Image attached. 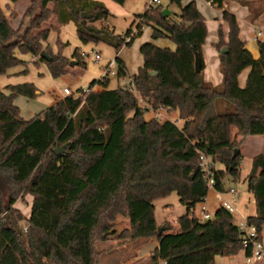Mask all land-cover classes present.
I'll return each mask as SVG.
<instances>
[{"label":"trees","instance_id":"1","mask_svg":"<svg viewBox=\"0 0 264 264\" xmlns=\"http://www.w3.org/2000/svg\"><path fill=\"white\" fill-rule=\"evenodd\" d=\"M18 1L10 0L13 5ZM168 1L180 12L166 15L162 2L150 5L138 14V33L129 41L132 28L120 34L100 22L111 13L99 0H30L15 25L0 5V75L16 64L26 65L18 51L46 63L54 77L65 75L71 63L63 53L65 42L58 39L55 52L47 47L50 29L33 32L52 14L62 23L74 22L83 42H105L117 51L129 47L144 24L152 26L153 39L165 37L176 46L145 41L140 46L144 65L130 85L110 89L109 78H97L89 85L101 83L103 88L65 95L29 120L20 115L16 98L36 97L35 83L0 88V264H100L99 245L112 239L125 244L155 238L159 246L148 255L150 264H217L218 255L250 253L243 247L234 212L219 206L214 218L202 220L193 211L210 192L200 153L213 155L222 165L215 169L213 188L225 191L229 177L241 178L244 139L264 136V40H258L255 58L240 38L236 14L224 8L222 18L230 30L226 38L218 27L214 45L223 82L215 85L203 77L208 36L204 14L196 0ZM209 1L222 9L225 2L250 6L264 0ZM7 9L14 14L11 4ZM83 11L93 17L84 18ZM196 52L201 71L196 70ZM72 57L77 65L86 64L79 49ZM115 60L118 76H127L123 59ZM247 67L251 70L241 87L239 75ZM159 108L178 112L183 123L147 117L148 110ZM63 146V152L55 151ZM246 180L257 206V214L247 219L263 241L264 152L254 156ZM173 191L186 211L177 225L158 223L154 201ZM28 195L33 197L29 217L15 206ZM120 215L129 219V226L118 232ZM161 226L165 229L159 233Z\"/></svg>","mask_w":264,"mask_h":264},{"label":"rangeland","instance_id":"2","mask_svg":"<svg viewBox=\"0 0 264 264\" xmlns=\"http://www.w3.org/2000/svg\"><path fill=\"white\" fill-rule=\"evenodd\" d=\"M149 2V0H138L136 3H134V13L142 14L145 8V3ZM163 4L166 7H169L171 10V13L174 15L176 13L180 12V9L178 5H171L168 0H162ZM10 0H0V5L2 8L8 12L7 16L12 20V22L15 24H18L21 20V17L26 10V8L30 4V0H19L17 2V7L19 8L18 11L15 9L13 13L11 14V10L7 9V5L11 4ZM239 5H241L239 3ZM50 7H53V3H50ZM205 13L211 16L210 9H205ZM52 14L50 18L43 22L40 29L33 30L34 33H37V30L42 31L43 24L49 22L52 18ZM133 15V14H132ZM57 16V15H56ZM134 18V15L132 16ZM132 18L128 15H122V14H112L108 19H104L100 21L103 24H106L111 29H115L117 32H127L126 30L129 27V24L132 21ZM109 21V24L107 23ZM50 29V35L47 42V47L54 49L55 52H57L58 46L57 41L60 39L63 43L65 42V45L63 47V53L67 55L71 59V63L69 64V70L65 73V75L60 77H54L50 71L49 66L46 65V63L39 62L36 63L38 58H36L33 54L30 53H23L21 51H18V56L25 60L26 65L24 64H16L15 66H12L7 70L6 73L0 75V88H5L8 84L17 85L18 83H25V82H31L35 83V85L38 87L39 92L36 97L33 99L27 98L25 96L19 95L17 96L16 104L20 107V115H22L26 119H31L37 113L40 111L46 109L51 105V102L53 101L52 92L53 90L56 91H62L65 88V86L71 87L72 90H76L74 86V83H71L70 78L76 77L77 80L80 82V84L88 85V80H91L92 78H100L102 75H104L105 67L107 66V63L112 60L115 56L116 49L114 47H111L105 42H97L94 43L92 41L90 42H83L81 39H79L78 33L76 32V26L74 22H68L65 23L63 26H61L60 30L58 31V28L54 25H51L48 27ZM46 30V29H44ZM38 31V32H39ZM136 38H140V35ZM144 36H141V40L143 43L145 42ZM153 39V38H152ZM155 40V39H153ZM151 41V40H147ZM50 45V46H49ZM132 45V44H131ZM48 48V49H49ZM75 49H79V52H86L88 55L84 56V59L86 61L85 65H77L72 64L76 60L72 57L73 52ZM99 52L101 54L100 59H95V54ZM258 54V51L255 53ZM72 64V65H71ZM220 73L221 71V65H219ZM204 77V72H203ZM223 77V74H222ZM111 80L110 89H114L121 83L120 80H118L116 74L109 76ZM215 84V85H221ZM86 83V84H85ZM64 97V96H63ZM63 99V98H62ZM133 113V112H132ZM131 113V114H132ZM153 115H156V112L153 109L148 110L147 117H151ZM161 118L165 117V115L157 114ZM175 116V115H174ZM183 122L179 121L177 124L181 125ZM252 151H246L244 159L242 160V177L238 181H234L233 179L229 178L225 181L224 187L226 189H230L229 187L233 186L235 190H238L239 197L238 200L235 202V204H238L240 201V197H243L244 194L248 193L247 190V171L249 170L251 166V157L249 154ZM209 194L207 202H204L207 207H209V211L211 213V216L214 218L215 214L219 210V206L221 203V199L219 198L218 191H216L214 188H209ZM33 202V197L31 195H28L25 199V201H21L16 203L15 206L24 212V214L29 217L31 215V205ZM155 205V216L158 221H161L165 218L170 220V222H173V224H176V220L180 215H182L183 212H185L186 208L185 206L180 203V197L177 192H172L168 194L167 196L163 198H158L154 201ZM200 205L199 203L197 205L198 212L200 211ZM235 206V205H234ZM237 213V211L235 212ZM242 217H235V222L239 223V220H241ZM116 230L119 232L123 228L129 226V219L127 217H124L122 215L118 216L117 222H116ZM25 227V226H24ZM262 237L264 238V230ZM138 242H130L125 244H118L116 239H112L106 242H102L99 245L100 249H103V254L101 256L100 264H150V260L148 256H143L141 254L140 247ZM153 243L150 244V247H153ZM147 249V251L149 250ZM145 253V251L143 252ZM244 261V256H223L218 255L217 256V264H242ZM234 262V263H232ZM52 264V263H48Z\"/></svg>","mask_w":264,"mask_h":264},{"label":"crops","instance_id":"3","mask_svg":"<svg viewBox=\"0 0 264 264\" xmlns=\"http://www.w3.org/2000/svg\"><path fill=\"white\" fill-rule=\"evenodd\" d=\"M99 1H102L106 5V7L108 8L111 15L112 14H114V15L115 14H122L125 16L129 15L131 18L134 15V18H132V21L129 24L128 29L129 28L136 29L138 24L141 22V19L138 18L139 13H134L135 9L133 7L134 3H136L138 0H127V2L124 5H121L117 2H115L114 0H99ZM191 1L192 0H183V4H187ZM196 2L200 8L201 13H203L205 18H206V25H207V29H208V36L206 38V42L204 44V50H203V60L205 62V68L203 70L204 78L208 82H212L213 84H219L223 80V77H222V74L220 73V68H219L220 61H219L218 49L216 48V46L214 44L218 41V30H219L218 27L219 26H222V28L224 29V34H225L226 38H227L229 30H230L228 22L226 20L224 21L222 18V10L224 8H228L230 11H232L233 13L236 14L238 22H239V26L241 28L240 38H242V40L245 41V44H247V47L251 50L253 56L255 58H258V56H259V45L257 43H258V40H264V1H257L253 4H251L250 6H245L242 4L239 5V3L236 1L225 2L222 9L218 8L217 5L212 4L209 0L208 1L196 0ZM11 5H12V9H15L16 11H18L19 8L17 7V3H15V5H13L11 3ZM147 7H148V2L145 3L144 11L146 10ZM166 8L168 9L169 14H172L170 8L169 7H166ZM208 8L210 9L211 16L204 12V10L208 9ZM144 11H143V13H144ZM254 12L255 13L258 12L257 16H253ZM6 13H8V12H6ZM107 23L109 24V21H107ZM64 24H65L64 22L62 23L59 20V17H57L56 15H53L49 22L43 24L42 30L48 29V27H50L51 25H54L55 27L58 28V31H59L61 26H63ZM38 31L39 30H37V32ZM141 31H142V34L140 35V38H136L133 41L132 45H130L129 47L123 46V47H121V49L119 51L116 50V52H115L114 58L116 56H119L120 58H122L124 63L126 64L127 70H128V75L125 77H120V76H118V74H116L118 80L121 81V83H119L118 86L130 85V83L132 82V76L134 74H136L138 69L144 65L143 55H142L141 50H140L141 49L140 46L143 44V41H140L141 36L146 37L145 41L151 40V42H154L159 47L164 46V47H170L172 49H176L175 44L171 40H169L168 38L161 37L160 39L153 40L152 39L153 31H152L151 25L144 24ZM259 31L261 32L260 35H258ZM115 32H117V31L115 30ZM117 33H120V32H117ZM125 33L126 32H122V34H125ZM257 51H258V54H255ZM72 64H76V63L73 62ZM68 68H67V71L69 70ZM250 70H251V68L247 67L244 70H242V73L239 75V83H240L241 87H244L246 85L247 79H248L247 76H248ZM95 79H97V78H92L91 80H88L87 83L90 84ZM109 80H110V78H109ZM70 81H71V83L75 84L74 86H76L75 87L76 90H74V91H77V90L81 89L82 86H85L84 84H80V82L77 80L76 77H71ZM110 85H111V80H110L108 88H110ZM99 88H103V87H97L96 90H98ZM64 89H63V91H64ZM63 96H64V94L62 91L53 90L52 97L54 99L51 102V104L61 100L63 98ZM154 111L156 112V115H153V116H158L157 114H161V115L164 114L166 117H169L172 120L175 119V120H178V122L179 121L183 122V120L180 119L178 112L169 113L165 108H163V109L159 108V109H156ZM27 120H29V119H27ZM233 133H234V135L236 134V129L233 130ZM240 138L241 137H238V139H240ZM240 151H241L242 160L244 159L243 157L245 156L246 151H252L251 152L252 154H249L251 157V166H252L254 156H256L257 154H259L261 152H264V136L263 135L247 136L244 139V142L240 147ZM242 160H241V172H240L241 177L243 175L242 174ZM251 166L246 173L247 175L251 169ZM229 178H231V177H229ZM231 179H233V178H231ZM234 181H238V180H234ZM229 188H234V187L231 186ZM224 190H225L224 196L228 198L229 197V195H228L229 190L226 189V187H224ZM238 197H239V193H238ZM207 199H208V196L206 197L204 202H207ZM235 206L237 208V213H235V216H237V217L239 216V217L246 218L248 216H254L257 214V206H256V202H255V196H254V193L249 191V190H248V193L244 194L243 197H240V201L238 202V204H235ZM165 220H168V219L165 218L161 221L157 220V222L162 223ZM263 242H264V240H263ZM152 243L154 246L149 248L150 244H152ZM139 244H140L139 245L140 250H142L141 254L143 256H148L150 254V252L154 251L159 246V242L155 238H150V240L140 242ZM148 248H149V250L147 251ZM144 251H145V253H143ZM239 255L244 256V261L242 264H246L247 254L245 253L244 250H241L237 254H234L231 256L235 257V256H239ZM227 257H229V256H227ZM216 262H217V257H216ZM232 263H234V262H232Z\"/></svg>","mask_w":264,"mask_h":264},{"label":"built area","instance_id":"4","mask_svg":"<svg viewBox=\"0 0 264 264\" xmlns=\"http://www.w3.org/2000/svg\"><path fill=\"white\" fill-rule=\"evenodd\" d=\"M161 1L162 0H149L148 7L150 5L160 4ZM137 33H138L137 28L133 29L132 33L127 37V41H129L132 35H135ZM260 34L261 32L259 31L258 35ZM81 53L83 56L88 55L86 52H81ZM100 58H101V54L97 52L95 54V59L97 60ZM118 66L119 64H117L115 58L110 60L107 63V66L105 67L104 75H102L100 79L103 80L105 78H109L110 75L117 74ZM97 87H103V84L97 83V85H95L94 87H91L90 85H85L82 86L81 89L77 91H74L72 90L71 87L66 86L63 91V94L64 96L71 94L78 96L89 93L92 90H96ZM173 121L178 123V120L173 119ZM199 159H200L201 170L205 177L207 185L210 188H213L215 183V174H214L215 169L221 168L222 165L215 160L213 155H207L203 152L200 153ZM238 193H239L238 190H235L234 188H230L228 192L229 197L227 198L224 196L225 191H218V194L220 196L219 198L221 199L220 206L225 207L227 210L235 213L237 211V208L234 205L235 202L238 200ZM193 213L202 220H207L212 217L209 211V207H207V205L204 202H202L200 205V211L198 212V207H197L196 210L193 211ZM237 224L241 233L240 237L243 240L244 249L245 250L250 249V253L247 254L246 264H264V242L259 238V234L257 232L256 226L251 222H249L247 217L246 218L242 217L241 220H239V223ZM24 228L27 229V226H25Z\"/></svg>","mask_w":264,"mask_h":264},{"label":"water","instance_id":"5","mask_svg":"<svg viewBox=\"0 0 264 264\" xmlns=\"http://www.w3.org/2000/svg\"><path fill=\"white\" fill-rule=\"evenodd\" d=\"M163 13L166 14V15H168V14H169L168 9L165 8V9L163 10ZM81 16H83L84 18H88V19L93 17L92 15H88L85 11H83V12L81 13ZM225 51H226L225 48L222 49V52H225ZM195 62H196V70H197V71H201V70H202V63L200 62V57H199V54H198L197 52H196V54H195ZM65 148H66V146L58 147V148L55 149V151H56L57 153H61V152H63V151L65 150ZM237 152H238V149H236L235 154H236ZM164 229H165L164 226L159 227V233H161Z\"/></svg>","mask_w":264,"mask_h":264}]
</instances>
